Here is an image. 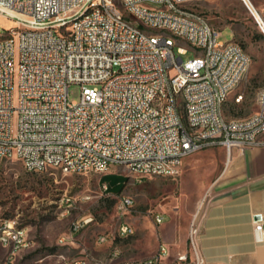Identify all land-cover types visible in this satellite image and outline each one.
Here are the masks:
<instances>
[{
	"label": "built area",
	"instance_id": "2783aa9c",
	"mask_svg": "<svg viewBox=\"0 0 264 264\" xmlns=\"http://www.w3.org/2000/svg\"><path fill=\"white\" fill-rule=\"evenodd\" d=\"M201 1L0 0V14L18 24L0 37V168L18 161L31 173L105 175L124 167L136 184L151 177L179 183L196 153L220 147L229 161L234 149L264 146V86L257 113L223 114L253 61L238 42L219 41L220 30L195 8ZM189 51L194 57L184 61ZM72 85L82 87L79 101H70ZM209 202L207 192L180 262L208 264ZM133 206L121 196L119 211ZM254 229L264 241L262 219ZM119 234L134 229L122 225ZM26 246V229L0 221V247L11 249L4 264ZM169 256L161 244L141 264H169Z\"/></svg>",
	"mask_w": 264,
	"mask_h": 264
},
{
	"label": "rangeland",
	"instance_id": "374dc122",
	"mask_svg": "<svg viewBox=\"0 0 264 264\" xmlns=\"http://www.w3.org/2000/svg\"><path fill=\"white\" fill-rule=\"evenodd\" d=\"M252 2L264 19V0ZM195 8L220 30L219 41L236 40L246 50L253 61L250 79L263 83L264 32L243 1L203 0ZM17 26L14 19L0 14V37ZM193 57L189 51L183 60ZM81 92L80 85H72L70 101H79ZM226 157L220 147L188 157L179 183L151 177L136 184L128 169L115 167L117 174L128 178L121 195L103 188L102 174L66 175L53 169L31 173L21 162L4 163L0 168V221H11L28 232V246L15 253L14 264H122L123 245L136 237H120V227L128 224L141 229L150 241V227L152 239L158 231V214L174 216L188 225L206 189L220 175ZM121 196L133 198L134 206L119 211ZM102 237L106 241L101 242ZM10 253V248L0 247V264Z\"/></svg>",
	"mask_w": 264,
	"mask_h": 264
},
{
	"label": "crops",
	"instance_id": "0c3cea01",
	"mask_svg": "<svg viewBox=\"0 0 264 264\" xmlns=\"http://www.w3.org/2000/svg\"><path fill=\"white\" fill-rule=\"evenodd\" d=\"M249 73L223 107L227 120L245 119L259 110L257 96L264 82L250 79ZM108 175L119 174L113 168L104 176ZM207 192L210 202L202 246L208 264H264V241H260L254 229L257 216L264 225V146L234 149L204 195ZM161 215L164 221L157 227L155 239L152 227L150 241L145 237L147 232L143 235L141 229H134L136 239L123 245L122 264L143 263L157 253L161 244L170 250L169 264H191L178 260L179 256L189 254V223L185 225L174 216Z\"/></svg>",
	"mask_w": 264,
	"mask_h": 264
},
{
	"label": "trees",
	"instance_id": "16d2710c",
	"mask_svg": "<svg viewBox=\"0 0 264 264\" xmlns=\"http://www.w3.org/2000/svg\"><path fill=\"white\" fill-rule=\"evenodd\" d=\"M102 183L107 184V191L115 195H121L127 185L128 178L121 175H108L101 178Z\"/></svg>",
	"mask_w": 264,
	"mask_h": 264
},
{
	"label": "bare ground",
	"instance_id": "6f19581e",
	"mask_svg": "<svg viewBox=\"0 0 264 264\" xmlns=\"http://www.w3.org/2000/svg\"><path fill=\"white\" fill-rule=\"evenodd\" d=\"M244 5L248 8V10L252 13V15L255 17L256 21L260 24V27L262 31L264 32V19L257 11L254 3L252 0H242Z\"/></svg>",
	"mask_w": 264,
	"mask_h": 264
},
{
	"label": "water",
	"instance_id": "95a60500",
	"mask_svg": "<svg viewBox=\"0 0 264 264\" xmlns=\"http://www.w3.org/2000/svg\"><path fill=\"white\" fill-rule=\"evenodd\" d=\"M256 220L260 221L261 220V217L260 216H257L256 217Z\"/></svg>",
	"mask_w": 264,
	"mask_h": 264
}]
</instances>
